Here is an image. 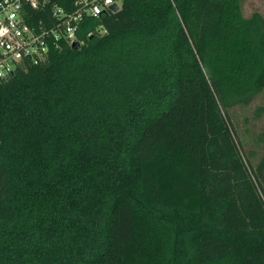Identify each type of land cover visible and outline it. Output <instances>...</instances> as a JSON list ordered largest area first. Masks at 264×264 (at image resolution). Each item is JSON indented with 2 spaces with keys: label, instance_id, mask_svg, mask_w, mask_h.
<instances>
[{
  "label": "trees",
  "instance_id": "trees-1",
  "mask_svg": "<svg viewBox=\"0 0 264 264\" xmlns=\"http://www.w3.org/2000/svg\"><path fill=\"white\" fill-rule=\"evenodd\" d=\"M243 3L121 0L0 84V264H264V128L238 114L264 16Z\"/></svg>",
  "mask_w": 264,
  "mask_h": 264
},
{
  "label": "built area",
  "instance_id": "built-area-1",
  "mask_svg": "<svg viewBox=\"0 0 264 264\" xmlns=\"http://www.w3.org/2000/svg\"><path fill=\"white\" fill-rule=\"evenodd\" d=\"M46 0H0V84L26 64L36 65L47 59L49 49L60 40L77 41L76 30L86 17H98L120 7L121 0H73L71 10L54 5L51 15H41L35 24L30 10L39 9Z\"/></svg>",
  "mask_w": 264,
  "mask_h": 264
},
{
  "label": "rangeland",
  "instance_id": "rangeland-1",
  "mask_svg": "<svg viewBox=\"0 0 264 264\" xmlns=\"http://www.w3.org/2000/svg\"><path fill=\"white\" fill-rule=\"evenodd\" d=\"M254 10L259 11L264 16V0H244V14L249 15ZM257 107L263 108V112L259 116L256 115ZM238 114L240 118L247 117L248 127L257 130L264 128V90L255 97L249 108L245 110L238 109Z\"/></svg>",
  "mask_w": 264,
  "mask_h": 264
},
{
  "label": "water",
  "instance_id": "water-1",
  "mask_svg": "<svg viewBox=\"0 0 264 264\" xmlns=\"http://www.w3.org/2000/svg\"><path fill=\"white\" fill-rule=\"evenodd\" d=\"M110 9H111L112 12H115V11L118 10V6L113 3V4L110 5ZM72 46L77 48L78 47V43L77 42H73Z\"/></svg>",
  "mask_w": 264,
  "mask_h": 264
},
{
  "label": "snow or ice",
  "instance_id": "snow-or-ice-1",
  "mask_svg": "<svg viewBox=\"0 0 264 264\" xmlns=\"http://www.w3.org/2000/svg\"><path fill=\"white\" fill-rule=\"evenodd\" d=\"M108 2L110 3V2H111V0H108Z\"/></svg>",
  "mask_w": 264,
  "mask_h": 264
}]
</instances>
